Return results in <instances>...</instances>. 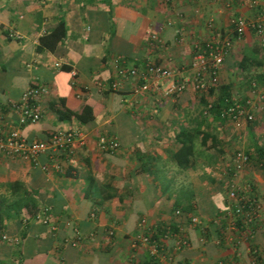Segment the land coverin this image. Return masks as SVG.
Instances as JSON below:
<instances>
[{
	"label": "crops",
	"instance_id": "obj_1",
	"mask_svg": "<svg viewBox=\"0 0 264 264\" xmlns=\"http://www.w3.org/2000/svg\"><path fill=\"white\" fill-rule=\"evenodd\" d=\"M233 13L250 16L251 11L245 0H0V126H14L10 106L35 82L47 86L40 98L41 117L18 127L20 134L44 140L52 131L79 127L87 135L85 145L63 164L64 169L70 166V175L40 169V164L59 160L54 156L28 162L0 154V197L10 198L3 200L4 209L10 212L12 202L26 189L39 207L49 206L54 226L20 221L15 214L4 216L0 264H149L147 247H129L141 217L158 235L164 228H176L173 233L181 231L178 236L187 237L174 251V238L164 240L172 264L264 261V221H253L245 240L234 237L230 245L218 243L224 179H219V170L213 172L222 168L232 149L252 156L259 154L257 148L264 149V100L252 97L247 86L251 78L264 82V44L251 31L232 38L218 85L207 97L229 86L239 103L250 99L253 120L238 127L227 118L214 123L222 141L221 157L195 142L187 168L170 159V150L178 130L199 122L201 94L188 85L178 95L154 97L151 91L134 92L140 83L136 78L122 79L118 89L109 88L122 62L140 65L149 57L173 70H186L192 44L208 35L207 21L230 35L228 19ZM58 22H63L65 41L51 51L36 49L37 38ZM150 32L159 33L164 47L148 44ZM180 36L182 41L177 40ZM84 104L91 109V119L78 122L68 116ZM99 135L115 137L119 148L113 153L97 150ZM240 178L250 182L264 208L263 159L252 158ZM14 179L22 190L11 194L7 185ZM176 208L181 216L174 215ZM189 216L200 224H191Z\"/></svg>",
	"mask_w": 264,
	"mask_h": 264
},
{
	"label": "built area",
	"instance_id": "obj_2",
	"mask_svg": "<svg viewBox=\"0 0 264 264\" xmlns=\"http://www.w3.org/2000/svg\"><path fill=\"white\" fill-rule=\"evenodd\" d=\"M164 1L171 2V0ZM245 3L251 11L250 16L237 13L230 15L228 19L230 35L223 34L212 25L210 20L207 21L208 35L201 42L192 44V56L186 70H173L149 57L145 58L140 65L121 63L115 70V79L110 82L109 88L118 89L122 79L136 78L140 83L134 92L147 93L151 91L154 97L174 96L183 92L190 85L193 91L206 96L210 89L218 85L219 71L232 38L238 40L246 32L251 31L257 42L261 45L264 44V0H245ZM174 15L176 18L180 17L179 13ZM165 24L166 26L171 24L170 19ZM177 40L182 41V37L180 36ZM148 44L162 48L165 43L158 32H150ZM53 66L58 68L59 63L54 62ZM247 86L252 97L258 101L264 100V82L260 84L251 79ZM46 92L47 86L44 84L27 86L21 90L10 110L14 116V126L8 127L7 130L0 126L1 154L36 162L41 155L52 157L62 152L72 155L76 149L85 145L87 135L79 127L52 131L44 140H28L20 134L18 127L21 124H34L40 120V98ZM208 101L206 102L207 107H209ZM222 117H227L235 126L250 122L253 120L252 102L247 99L241 104L234 100L224 109ZM95 146L101 152L113 153L119 148V142L115 137L99 135L95 140ZM56 156L54 157L56 158ZM246 164L245 153L236 151L230 158L227 169H232L233 172L230 177L223 180L226 184L225 206L218 212H221L220 215H222L218 219L222 222L220 239L228 245L234 237H242L245 240L253 221H264V208L251 192L252 185L247 180L244 181L240 178ZM39 167L45 172L48 170L57 171L59 163L53 161L49 165L40 164ZM48 211L50 212L49 206H44V209L36 215V219L41 224H48L49 228L53 229L54 226ZM173 213L175 216L183 214L177 209ZM190 223L196 225L200 221L197 217H191ZM136 227V234L131 239L129 247L133 249L147 247L151 257L149 264H172L171 255L163 245L166 238H174L173 251L186 244V238L179 237L178 233L173 232L168 236L164 234L163 240L160 242H156L152 238L150 240L153 232L149 231L144 217L138 220Z\"/></svg>",
	"mask_w": 264,
	"mask_h": 264
},
{
	"label": "trees",
	"instance_id": "obj_3",
	"mask_svg": "<svg viewBox=\"0 0 264 264\" xmlns=\"http://www.w3.org/2000/svg\"><path fill=\"white\" fill-rule=\"evenodd\" d=\"M64 32H65V30H64L63 22H58L55 27H53L52 29H50L48 31H45L43 34H41L37 38L36 49H47L50 51L53 50L58 44L65 41ZM37 84H39V83L30 82L29 86H34ZM209 91L206 94V98L209 95ZM194 92L199 95L198 92H196V91H194ZM207 100H210V101H208L209 107H207V103L206 104L204 103L203 107L199 108L197 111L198 116H199V122L197 123V125L195 127H192V128L180 129L173 136L174 144H173V148L170 150V159L176 165H178L180 167L187 168L191 165V157L193 155V147H194L195 142H198L199 146L203 147L204 149L212 150L215 155L218 152L219 156H220V154L222 152L221 148L219 147V146H221L222 141L218 137L217 132H215L216 127L214 126L215 125L214 123H221V121H225V119L227 117H225V118L222 117V112L224 111V109L228 105H230L234 100L238 103L240 101L238 99H235L233 96H231L229 94V86L221 87L219 92H217V94L215 96H213L212 99H207ZM243 102H241V104ZM9 110H11V106H10ZM68 116L69 117L72 116L78 122H86L89 119H91V117H92L91 116V109L88 105L84 104L79 112L69 113ZM247 123H249V122H247ZM26 124H28V123L21 124L20 126H23ZM257 150L259 151V154L257 153V155H254V156H252V154L248 153L247 150L243 151V150L237 149V148L234 150L232 149L231 152H228V154L226 156H224L225 158H224V161L222 163V168L219 169V174L221 175V177L219 179H221V178L225 179V178H228L231 176L233 170L232 169L227 170V169L229 166L230 158L233 156V154L236 151H242L245 153V155L247 156V163L250 162L252 160V158H254L256 156H257V158H259V160H260V158H262L264 161V149L257 148ZM73 155H74V152H73ZM54 156H56V158L59 159L58 160L59 170H57V172L58 173L64 172V175H70L69 171H68V169H70V166L68 165L64 169L63 164H64V162L69 160V157L71 156V154H66V152H62L60 154H55ZM27 161L32 162L30 160H27ZM225 172H226V174H225ZM241 174H242V172H241ZM220 185H221V188L223 189V191L225 193L226 192V184L224 182H221ZM7 186L9 188L11 194L17 193L19 190H22V185L20 184L19 181L15 180V179L10 180L8 182ZM251 188H252V186H251ZM22 193H23V195L21 197H18V199L16 201L12 202V204H11L12 207L10 206V210H9L10 212H8L4 209L5 203L3 202L2 198L0 197V227H1L2 222L4 220V216L8 217L11 214L19 215L20 221H24L27 219H32L35 221L37 220L36 215L38 213H40V211H42V209H44L45 205L39 207L37 205V201L35 200V198H33L31 195H29V193L26 191V189L23 190ZM106 197H108V194L106 195ZM176 209L180 210L178 208H176ZM176 209H174V210H176ZM221 210H223V208H221L219 211H221ZM48 214L51 216L49 211H48ZM219 216L222 217V215H218V217ZM190 218H191V216H189L187 218V221L190 222ZM199 224H196V225H199ZM45 225L48 226V224H45ZM175 229L174 230H168V229L164 228V230H162V232H160L158 235L157 232L154 230V228L149 227V231L152 230V232H153V235L150 236V240L152 238L154 241L160 242L161 240H163L164 234L168 236L169 234L174 232ZM111 233H113V231ZM178 233H182V232L179 231ZM219 236H220V233L218 232V234H217L218 239H219ZM179 237H184L187 240V237L185 235H180ZM220 242H221V239L218 241V243H220ZM260 264H264V261H261Z\"/></svg>",
	"mask_w": 264,
	"mask_h": 264
},
{
	"label": "rangeland",
	"instance_id": "obj_4",
	"mask_svg": "<svg viewBox=\"0 0 264 264\" xmlns=\"http://www.w3.org/2000/svg\"><path fill=\"white\" fill-rule=\"evenodd\" d=\"M207 99H211L210 97L209 98H206V96H204V95H200V97L198 98L197 97V104H199V108H202L203 107V105H204V103L206 104V102L208 101ZM207 100V101H206ZM198 108V109H199ZM194 109H196V108H194ZM197 109V110H198ZM191 111L193 110V108H191L190 109ZM234 127H238V126H235L234 125ZM202 150H204V149H202ZM202 155V157H205V158H207L208 157V154H205V153H203V154H201ZM219 169H217V168H214V170H213V172H216V171H218ZM209 172H210V170H209ZM2 186H5V184H3ZM203 186V185H202ZM3 194H6V193H3ZM4 196V195H3ZM7 199H10V198H8V197H5L4 196V198H2V200H4V201H7ZM47 206V205H46Z\"/></svg>",
	"mask_w": 264,
	"mask_h": 264
}]
</instances>
